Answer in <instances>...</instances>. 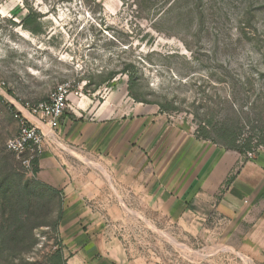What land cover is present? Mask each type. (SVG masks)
Masks as SVG:
<instances>
[{
  "label": "rangeland",
  "instance_id": "obj_1",
  "mask_svg": "<svg viewBox=\"0 0 264 264\" xmlns=\"http://www.w3.org/2000/svg\"><path fill=\"white\" fill-rule=\"evenodd\" d=\"M28 9L38 35L22 28ZM129 63L135 98L207 137L264 131V0H0V87L9 98L36 104L71 83L97 103L113 81L127 83L120 72ZM15 113L0 101V264H46L59 244V195L5 150ZM105 218L144 264H264L237 250L230 225L215 237L159 230L128 213Z\"/></svg>",
  "mask_w": 264,
  "mask_h": 264
},
{
  "label": "crops",
  "instance_id": "obj_2",
  "mask_svg": "<svg viewBox=\"0 0 264 264\" xmlns=\"http://www.w3.org/2000/svg\"><path fill=\"white\" fill-rule=\"evenodd\" d=\"M71 103L36 175L59 192L66 264H144L105 218L127 213L187 235L216 237L230 225L241 235L237 250L264 261V147L246 160L201 139L192 124L135 102L123 81H113L101 102L82 96Z\"/></svg>",
  "mask_w": 264,
  "mask_h": 264
},
{
  "label": "built area",
  "instance_id": "obj_3",
  "mask_svg": "<svg viewBox=\"0 0 264 264\" xmlns=\"http://www.w3.org/2000/svg\"><path fill=\"white\" fill-rule=\"evenodd\" d=\"M82 96L81 87L63 83L55 87L47 100L29 104L9 98L0 87V101L8 103L10 109L16 112L14 117L18 121L17 134L5 142V150L21 156L24 168L31 176L33 159H39L43 154L46 140L59 127L64 112L73 111L70 98ZM177 119L181 120L180 117ZM261 149L259 147L247 152L245 159H254Z\"/></svg>",
  "mask_w": 264,
  "mask_h": 264
},
{
  "label": "trees",
  "instance_id": "obj_4",
  "mask_svg": "<svg viewBox=\"0 0 264 264\" xmlns=\"http://www.w3.org/2000/svg\"><path fill=\"white\" fill-rule=\"evenodd\" d=\"M21 24H22V28L30 32L31 34L38 35L41 33V24L39 22L38 13L33 12L31 9H28L27 14L22 19ZM120 73L125 75L127 78L128 96L132 98L135 102L143 103L142 101H139L137 98H135L132 94L133 87L135 86L137 80V72L135 66L129 63L122 69ZM115 75H117L116 72L109 74V76L107 77L106 80H104V82H106L107 84L110 83L115 77ZM98 101L101 102V98H99ZM167 109L168 107L159 106V110L161 112H166ZM195 133L196 136L201 139L210 140L219 143L226 150L235 151L242 156H245L247 152H250L253 149L264 147V131L259 132L258 135H256L255 137H247L246 139H239L237 133L234 130L221 129L217 134L218 140L207 137L206 132L204 131L203 128L200 129L198 127L195 130ZM31 164H32V176L36 178L38 172V159L37 158L33 159ZM39 184L45 186L40 182ZM45 187H47L50 190H53L48 186ZM56 192L59 195V192L58 191ZM61 215H62V201L59 198V210H58L57 220L54 225V230L56 231V234H57L58 223L61 219ZM46 264H66V260L63 255L60 242L58 244V249L52 252L47 258Z\"/></svg>",
  "mask_w": 264,
  "mask_h": 264
}]
</instances>
